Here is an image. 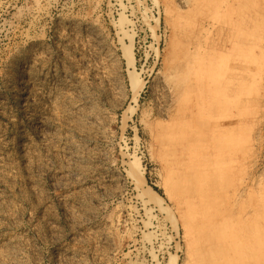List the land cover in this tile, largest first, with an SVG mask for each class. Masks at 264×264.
<instances>
[{
	"label": "rangeland",
	"instance_id": "obj_1",
	"mask_svg": "<svg viewBox=\"0 0 264 264\" xmlns=\"http://www.w3.org/2000/svg\"><path fill=\"white\" fill-rule=\"evenodd\" d=\"M156 1L0 0V264H264V0Z\"/></svg>",
	"mask_w": 264,
	"mask_h": 264
},
{
	"label": "bare ground",
	"instance_id": "obj_2",
	"mask_svg": "<svg viewBox=\"0 0 264 264\" xmlns=\"http://www.w3.org/2000/svg\"><path fill=\"white\" fill-rule=\"evenodd\" d=\"M38 2H37V4H35V9H33L34 11H33V18H38V19H42L43 17H45V16H47L48 15V13H49V8L51 7V5L53 4V2H54V0H37ZM157 5L158 4H160V3H158L156 0H153ZM119 3H121V7H122V11L121 12H119L120 13V15H121V17H122V21H124V19H125V21L126 22H124L125 24H123V23H121L120 25L118 24L117 25V32H118V37L120 38V41L122 42V45H125V44H127V46L130 48V49H134V47H135V39H134V36L132 35V26H133V21H132V19L130 18V19H128L127 17H128V15L126 16V12L128 11V10H131L130 9V7L129 6H127V5H124L122 2H121V0H119ZM159 6V5H158ZM132 11V10H131ZM132 13V15L133 14H135L133 11L131 12ZM120 19V18H119ZM150 20V19H149ZM119 22V21H118ZM156 25H157V27L156 28H159V22H158V20H156ZM87 24V23H86ZM132 25V26H131ZM91 30V29H90ZM90 30H89V32H90ZM94 31V30H93ZM89 32L87 33V34H89ZM97 32V31H96ZM96 32H95V34H96ZM99 32V31H98ZM134 34V33H133ZM34 34L32 33V31H31V29H28V30H26L25 31V33H24V38L26 39V40H32L33 38H34V36H33ZM91 35V34H90ZM89 35V37H90V50L93 52V53H95V54H99V53H102V52H104V49L102 48V47H100L99 45H100V43H99V38L98 37H100L99 35L100 34H96V35H94V34H92V36H90ZM35 38H36V36H35ZM38 38V37H37ZM64 41L63 42H67V37L65 38V39H63ZM127 40V41H126ZM28 42V41H27ZM69 42V41H68ZM105 54V56H106V59H111V56L110 55H108V52H105L104 53ZM128 55V54H127ZM133 57V56H132ZM128 58H129V69H130V79L132 80V82H133V88L134 89H136V88H140V87H142V80H141V78H140V76H139V74H138V72H137V66H136V64H135V60L133 59V58H131V56L129 57V55H128ZM31 68H32V66H31ZM34 68V67H33ZM30 69V68H29ZM33 70V69H32ZM34 71V70H33ZM35 73V72H34ZM30 74H32V73H30ZM29 74V75H30ZM33 75V74H32ZM31 75V76H32ZM37 75V74H36ZM28 77H30V76H28ZM36 78V77H35ZM34 80V79H33ZM31 81V80H30ZM35 83V82H34ZM33 86V85H32ZM34 88V87H33ZM25 91V90H24ZM115 92H116V89H115ZM77 97H79V96H77ZM25 98V97H24ZM23 98V99H24ZM83 98V97H82ZM82 98H80L78 101L80 102H78L79 104H76V105H72L73 106V116L74 117H69V119L71 120V121H73V122H75V124L76 125H81V124H83V123H81V122H79V118H78V116L80 115V114H82L81 112H85V105L83 104V103H85V102H82ZM86 98L87 97H85V100H86ZM25 99H27V98H25ZM28 100V99H27ZM84 100V101H85ZM77 103V102H76ZM87 105V104H86ZM86 107H88V106H86ZM91 108V107H90ZM87 109L88 108H86V111H87ZM70 110V111H71ZM90 112V111H89ZM72 113V112H71ZM72 116V115H71ZM80 117V116H79ZM87 117V116H86ZM85 117V118H86ZM94 117V116H93ZM92 116H89V114H88V117H87V122H90V124L92 123L93 125H94V123H93V121H94V118H93ZM82 118V117H81ZM68 119V121H70ZM83 121V120H82ZM95 121H98V120H95ZM91 124V126H93ZM85 125V124H84ZM87 125V124H86ZM95 126V125H94ZM75 127V126H74ZM77 127V126H76ZM75 127V128H76ZM87 127V126H86ZM92 128V127H91ZM90 128V129H91ZM88 129V128H87ZM94 129V128H93ZM96 129H97V126H96ZM94 131H96V130H94ZM46 132V131H45ZM97 132V131H96ZM80 133H82V132H80ZM83 134H84V136L86 137V136H90L91 135V133H90V131L89 132H83ZM79 135V134H78ZM80 137L81 138H84L83 137V135H80ZM85 149V148H84ZM137 162H139V161H136V163ZM133 163H135V162H133ZM133 165V164H132ZM106 166V165H105ZM105 168V167H104ZM176 168V167H175ZM181 168V167H180ZM186 168V167H185ZM106 169V168H105ZM110 169V168H109ZM135 169V168H134ZM138 169V168H137ZM178 169V168H177ZM177 169H175V170H177ZM104 170V169H103ZM107 170V169H106ZM180 171H181V169H180ZM182 171H184V170H182ZM109 172V171H108ZM144 172H145V170L143 169V168H141V167H139V174L140 175H144ZM172 173V170H171V172H170V174ZM174 174H175V172H173ZM181 173V172H180ZM184 173V172H183ZM179 174V173H178ZM182 174V173H181ZM132 175V174H131ZM185 176V175H184ZM112 178V177H111ZM181 179V178H180ZM110 181H114V179L112 180H110ZM173 182V181H172ZM157 198H159L158 196H157ZM149 200V199H148ZM148 200L147 199H144L143 198V196H142V202L145 204V205H147L149 202H148ZM156 201V200H155ZM152 203V202H151ZM158 205V208L162 211V210H164V206L162 205V203H161V201H159V204H157ZM166 210V209H165ZM167 214V213H166ZM171 219H173L172 217H171ZM173 228L174 229H176L177 231H178V229H179V227H178V225L176 224V223H174L173 224ZM185 229L187 230V231H189V228L186 226L185 227ZM65 261V260H64ZM61 262V261H60ZM67 262H68V259H67ZM67 262H65L64 264H67ZM59 263V262H58ZM61 264V263H60Z\"/></svg>",
	"mask_w": 264,
	"mask_h": 264
}]
</instances>
